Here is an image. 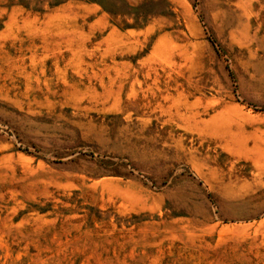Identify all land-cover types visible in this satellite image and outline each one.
<instances>
[{
    "label": "rangeland",
    "instance_id": "1",
    "mask_svg": "<svg viewBox=\"0 0 264 264\" xmlns=\"http://www.w3.org/2000/svg\"><path fill=\"white\" fill-rule=\"evenodd\" d=\"M0 264H264V0H0Z\"/></svg>",
    "mask_w": 264,
    "mask_h": 264
}]
</instances>
